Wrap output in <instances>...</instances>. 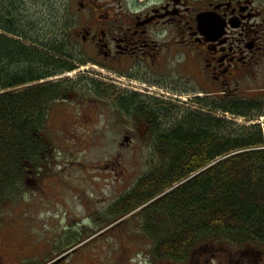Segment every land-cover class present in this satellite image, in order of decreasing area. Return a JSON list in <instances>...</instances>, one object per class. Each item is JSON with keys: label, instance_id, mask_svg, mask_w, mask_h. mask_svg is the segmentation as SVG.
<instances>
[{"label": "flooded vegetation", "instance_id": "1", "mask_svg": "<svg viewBox=\"0 0 264 264\" xmlns=\"http://www.w3.org/2000/svg\"><path fill=\"white\" fill-rule=\"evenodd\" d=\"M71 4L78 5L81 20L66 28L71 44L76 48L80 45L76 68L70 73L87 65L78 71L86 69L95 77V102L102 104L88 105L87 109H112L118 122L122 119L127 126L143 125L146 130L141 138L149 133L152 142L161 138V132H154L161 118L166 112L179 113L186 94L194 106H216L211 98L216 97L224 102L218 108L235 107L240 117L250 119L264 113V88H259L264 78V0H72ZM65 11L68 15L69 6ZM203 13L209 14V20L201 27L198 18ZM66 83L77 87L73 82ZM108 83L114 86L110 95L103 91ZM75 91L65 93L51 107L46 124L37 134L40 142L52 143L56 135L57 140L64 139L60 136L64 129L57 125L52 127L53 135L48 134V120L70 108H75L70 110L72 123L93 120L84 107L61 105L74 104L84 89ZM71 133L76 135L70 137L68 132L65 141L87 139ZM135 138L126 132L120 145H129ZM46 153L47 148L40 153L41 160L46 157L50 162L51 152ZM40 165L36 159L23 163L26 184L38 187ZM112 166L114 162L106 165L108 171ZM47 177L53 180L54 175ZM116 205L106 217L108 226L97 236H121L120 225L125 220L120 221ZM141 217L138 239L133 238L134 233H123L127 240L134 241L136 264H264V249L250 245L232 247L209 240L187 253L179 248L167 250L169 242L159 240L166 235L150 233L146 225L167 218ZM13 240L22 248L21 239L11 238L12 244Z\"/></svg>", "mask_w": 264, "mask_h": 264}, {"label": "rangeland", "instance_id": "2", "mask_svg": "<svg viewBox=\"0 0 264 264\" xmlns=\"http://www.w3.org/2000/svg\"><path fill=\"white\" fill-rule=\"evenodd\" d=\"M71 1L0 0V23L26 34L31 42L37 41L33 43V47L44 52H48L46 45L63 44L62 41H66L70 46V53L76 58L80 45L77 44L76 48L69 43L66 28L70 24L80 23L81 14L76 11L78 5L71 4ZM67 6L70 8L68 15L65 14ZM7 15L10 20L4 22L1 16L8 20ZM86 67L87 65L81 66L69 75L64 73L37 83L77 84L76 89H84L83 94H80L74 104L61 105L84 107L86 114H92L93 120L85 122L82 119L72 123L70 116L73 113H70V110L75 108L49 118L48 134L53 135L52 127L57 125L58 129H64L60 135L64 139L57 140L56 135L55 140L50 141L52 143H47V153L51 152L52 162H47L49 160L45 157L43 161L41 160V165L37 166L41 169L38 187L26 184L27 179L25 182L22 180L20 192L0 201V236L6 234L2 236L4 238H0V255L3 256L0 264L137 262L138 251L133 244L134 241L127 240L123 233H134L136 237L133 238H139L137 232H142L139 230L138 222L142 218L140 213L144 208L138 209L137 213L132 215L118 213L120 219L125 220L123 225H120L121 236H110V233L97 235L108 226L106 217L111 207H114L118 200L119 203H123V200L128 199L127 196L135 189L139 180L153 168L152 165L161 162L165 152H160L157 147L159 145L156 141L150 140L149 133L146 138H141L146 130L143 125L127 126L122 119L118 122L114 118L112 109H95L102 105L95 102L98 97L93 90L92 81L96 79L88 74L89 71L86 69L78 71ZM263 80L259 87L261 89L264 88ZM113 88L114 86L108 83L103 91L110 95ZM261 89L255 92H260ZM75 92L69 89L66 93L70 95ZM183 97L185 100L183 99L180 107L184 111L166 112L158 127L172 130L176 125L183 123L187 114L199 111L221 119L223 123L220 132L226 135L241 136L244 134V128L264 125V114L250 119L234 116L220 109L212 110L215 106H194L189 94ZM211 98L216 106L224 104L215 99L216 97ZM88 105L95 107L87 109ZM72 131L87 139L65 141L68 132L70 137L76 135L71 133ZM126 132L132 133L136 138L131 144L121 146ZM89 136H93V139L90 140ZM111 162H114V166L108 171L106 165ZM49 174L54 175L53 180L47 177ZM111 217L112 215L107 220ZM114 232L116 229L112 231ZM11 238L21 239L22 248L15 240L12 244ZM73 238L75 240H72ZM80 238L81 240L77 242ZM4 243L7 244L6 247ZM72 244L80 247L76 250L67 248Z\"/></svg>", "mask_w": 264, "mask_h": 264}, {"label": "trees", "instance_id": "3", "mask_svg": "<svg viewBox=\"0 0 264 264\" xmlns=\"http://www.w3.org/2000/svg\"><path fill=\"white\" fill-rule=\"evenodd\" d=\"M28 41L0 23V201L21 191L22 165L38 158L43 146L37 134L71 88L37 83L72 71L77 60L66 41L46 45L48 52ZM228 112L239 115L234 107ZM222 123L193 112L172 130L157 127L165 157L116 205L125 215L148 204L141 216L167 218L146 224L150 233L166 235L159 240L169 242L167 250L187 253L209 240L264 249V128L231 136L220 132Z\"/></svg>", "mask_w": 264, "mask_h": 264}, {"label": "water", "instance_id": "4", "mask_svg": "<svg viewBox=\"0 0 264 264\" xmlns=\"http://www.w3.org/2000/svg\"><path fill=\"white\" fill-rule=\"evenodd\" d=\"M199 24L201 27H204L205 24H207V21L209 20V14L203 13L199 16Z\"/></svg>", "mask_w": 264, "mask_h": 264}, {"label": "bare ground", "instance_id": "5", "mask_svg": "<svg viewBox=\"0 0 264 264\" xmlns=\"http://www.w3.org/2000/svg\"><path fill=\"white\" fill-rule=\"evenodd\" d=\"M67 73H68V75H69L70 72H67ZM260 125H262V124H260ZM262 128H264V125H262ZM145 205L147 206L148 204H145Z\"/></svg>", "mask_w": 264, "mask_h": 264}]
</instances>
